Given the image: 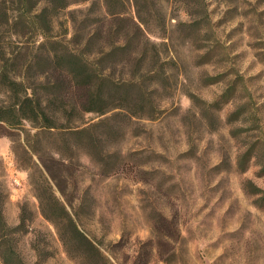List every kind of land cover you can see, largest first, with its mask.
<instances>
[{
  "label": "rangeland",
  "instance_id": "obj_1",
  "mask_svg": "<svg viewBox=\"0 0 264 264\" xmlns=\"http://www.w3.org/2000/svg\"><path fill=\"white\" fill-rule=\"evenodd\" d=\"M4 9L18 19L46 10L51 25L46 37L35 21L11 24L1 46L41 59L72 51L130 84L126 108L81 113L70 123L79 134L0 123V264H96L80 259L81 242L63 245L37 194L55 196L109 264L137 253L142 264L149 239L164 249V232L170 264H264V0H73L56 10L0 0ZM45 210L69 229L59 207Z\"/></svg>",
  "mask_w": 264,
  "mask_h": 264
},
{
  "label": "trees",
  "instance_id": "obj_2",
  "mask_svg": "<svg viewBox=\"0 0 264 264\" xmlns=\"http://www.w3.org/2000/svg\"><path fill=\"white\" fill-rule=\"evenodd\" d=\"M51 9L56 10L65 6L73 0H45ZM106 1V0H105ZM22 7H27L28 0H17ZM108 13V12H107ZM38 24V29L43 36L49 35L47 31L51 25V19H47L46 10L38 13L28 12V14L18 19L8 14V10L0 12V31L6 30L11 24L21 25L26 22ZM1 34V33H0ZM17 35L13 32L10 37ZM11 41H13L11 39ZM57 42V41H54ZM155 47V46H152ZM21 47L11 48L10 45L0 44V123L10 129L23 127L28 123L37 130H61L71 133H82L83 130L71 125L77 122L83 112H104L110 108H126L127 89L124 86L130 83H120L115 81L105 68L99 66L98 62L88 58L79 57L72 51H53L48 56L41 59L36 55L23 57ZM110 54V53H107ZM43 62L47 65V70L39 72L38 77L33 76V68ZM51 74V76L47 75ZM47 75V76H46ZM45 80L42 84L44 92L38 94L36 90L37 79ZM52 77V78H51ZM39 82V81H38ZM72 120V121H71ZM3 133V132H2ZM8 135L6 133H3ZM46 172L50 175V168L42 164ZM62 194V190L59 189ZM1 195V193H0ZM40 204L41 214L50 219L57 230V234L63 245H74V242H81L84 250L81 252L80 259L86 263L95 260L96 264H109L110 259L101 248L81 232L65 207L55 199V196L44 197L37 194ZM48 209L54 210L59 207L64 214V222L69 226L68 230L59 228V221L52 220L46 212ZM3 223V215L0 205V222ZM169 223V222H168ZM1 224V223H0ZM2 229L5 231L6 223ZM164 249L161 252H153L154 239L149 242V257L142 260V264H149L152 260L150 255H158L164 264H170L173 259V251L169 240L170 234H162ZM120 240L118 241V244ZM153 245V246H152ZM153 252V253H152ZM13 253V252H12ZM131 264H139L141 257L137 255L131 259ZM0 262H5L3 254L0 252Z\"/></svg>",
  "mask_w": 264,
  "mask_h": 264
},
{
  "label": "crops",
  "instance_id": "obj_3",
  "mask_svg": "<svg viewBox=\"0 0 264 264\" xmlns=\"http://www.w3.org/2000/svg\"><path fill=\"white\" fill-rule=\"evenodd\" d=\"M4 149V148H3Z\"/></svg>",
  "mask_w": 264,
  "mask_h": 264
}]
</instances>
